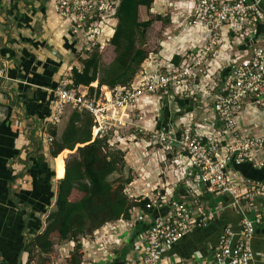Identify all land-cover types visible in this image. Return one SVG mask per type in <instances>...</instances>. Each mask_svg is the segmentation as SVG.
<instances>
[{
    "label": "built area",
    "instance_id": "1",
    "mask_svg": "<svg viewBox=\"0 0 264 264\" xmlns=\"http://www.w3.org/2000/svg\"><path fill=\"white\" fill-rule=\"evenodd\" d=\"M263 4L194 0L177 28L185 24L184 32L194 31L196 40L168 58L162 52L147 57L127 86L102 87L97 95L98 87L90 85L91 94L62 80L51 90L46 125L56 126L72 112L86 114L92 141L108 138L109 147L122 153L134 146L159 180L152 187L140 180L125 186V196L146 201L145 208L82 239V264H264V253L256 257L252 249L264 221V181L237 170L245 164L264 169V42L258 35ZM83 5L54 0L53 10L74 37L92 41L93 24L86 26L91 17L80 13ZM147 105L154 106V115L138 125L135 119ZM222 199L228 201L212 203ZM227 210L238 214L237 230L225 226L204 253L171 254ZM64 246L66 259L74 245Z\"/></svg>",
    "mask_w": 264,
    "mask_h": 264
},
{
    "label": "crops",
    "instance_id": "2",
    "mask_svg": "<svg viewBox=\"0 0 264 264\" xmlns=\"http://www.w3.org/2000/svg\"><path fill=\"white\" fill-rule=\"evenodd\" d=\"M53 2L0 0V69L6 67V79L0 80V264H27L24 246L44 230L46 218L54 210L57 182L63 176V161L60 155L50 157L47 138L50 131L57 138L61 135L65 118L56 126H47L46 120L51 90L62 80L70 82L72 68L80 69L77 55L82 45L71 34L69 23L54 13ZM192 3L187 2L189 8ZM258 35L264 42V26L259 27ZM92 87H98L97 83ZM39 158L43 159L41 171ZM252 176L262 178L263 173ZM48 186L49 194L54 195L49 206ZM224 200L219 204H225ZM236 217L229 210L220 213L203 232H193L177 243L171 254L204 253L216 245L225 226L238 229ZM262 234L264 221L252 243L256 257L264 253ZM200 238L203 243L194 249Z\"/></svg>",
    "mask_w": 264,
    "mask_h": 264
},
{
    "label": "trees",
    "instance_id": "3",
    "mask_svg": "<svg viewBox=\"0 0 264 264\" xmlns=\"http://www.w3.org/2000/svg\"><path fill=\"white\" fill-rule=\"evenodd\" d=\"M152 4L153 0H118L113 15L116 25L108 41L115 53L114 60L100 76L98 46L91 54H87L85 59L77 56L80 69H71V87L89 88L92 94L94 90L90 85L97 83L98 95L102 87L127 86L132 81L148 57L143 49L148 29L154 21L169 22L168 18L163 19L160 16L144 22L139 20V9L150 10ZM174 62H178L177 57L174 58ZM91 125L90 116L72 112L58 138L54 131L49 133L52 139L49 155L51 158L60 155L63 161V176L57 182L54 210L48 214L44 230L40 234H35L24 246V252L28 256L27 264L32 261L35 253L41 259L51 254L56 238L57 242L63 243L61 245L66 243L74 245L65 259V264H82V239L89 238L96 230L108 223L120 219L128 220L134 208H145L146 201H132L124 194L125 186L130 180L123 179L121 174L124 168L123 154L109 147L108 138L92 141ZM68 153L72 154L64 164ZM42 162V158L37 160L39 171L42 169ZM243 169L249 174L246 175ZM237 170L243 172L248 179L264 181V169L256 171L245 164ZM253 173L258 175L263 173V177L259 176L256 179L252 176ZM114 174H118L119 177L110 180ZM49 188L50 186L47 190L48 204L54 196L52 193L49 194ZM74 191L82 193L83 197L72 201L70 198ZM217 202L219 201H212L213 204ZM224 219L226 220L224 223L229 220L228 216ZM236 219L239 221V218ZM202 243V238L196 239L194 249L197 248L196 245ZM125 250L119 260H123ZM39 258L38 264L46 263L45 259Z\"/></svg>",
    "mask_w": 264,
    "mask_h": 264
},
{
    "label": "rangeland",
    "instance_id": "4",
    "mask_svg": "<svg viewBox=\"0 0 264 264\" xmlns=\"http://www.w3.org/2000/svg\"><path fill=\"white\" fill-rule=\"evenodd\" d=\"M84 5L80 9V13L88 12L87 17H91V20H87L86 26H89L88 23L92 22L93 26L91 27V33L93 40H89L88 37H84L83 34L80 35L81 48L78 52V55L81 59H85L87 54H91L95 48L98 46V51L100 54V72L99 75H102L104 71L114 60L115 53L113 47L108 43L114 27L116 25V20L114 19V9L118 4V0H81ZM190 0H153L150 10L141 8L139 10V20L141 22L148 21L150 19L154 20L156 16H160L163 19H169L168 23L162 21H154L151 27L146 33V42L143 46V49L147 52V56H153L155 54L163 53L165 58H168L177 48L184 49L188 41L196 40V35L194 31H185V24L181 28H177L178 24H181L186 18V13L189 10L187 2ZM194 1V0H193ZM191 0V2H193ZM175 21V22H174ZM90 37V36H89ZM173 38V39H172ZM161 45H165L163 48ZM89 47L88 50H86ZM154 106L147 105L141 111V119L138 117L135 119L136 123L139 125L143 121L150 120L153 117ZM160 118L162 113L159 114ZM68 118V116H66ZM67 118L64 119L63 124L66 125ZM126 137L127 134L124 133ZM130 146L129 144L125 147ZM114 149V148H113ZM115 150V149H114ZM122 153V152H121ZM139 151L137 148L126 150L123 152V161L124 168L122 171L123 179H129L130 181H143L147 183L146 186L152 187L155 186L159 180L157 179L156 169L151 168L147 165L148 158L144 160L139 159ZM72 153H68L65 158V162L69 159ZM129 154V156H128ZM150 171V172H149ZM146 172H149L146 176ZM118 174H114L110 180L118 178ZM164 181V179H162ZM83 197L82 193L74 191L71 200L77 201ZM50 203V202H49ZM48 204L47 206H49ZM57 239V238H56ZM54 240V247L51 254L46 256V258H39L35 253L33 255L32 261L33 264H38V258L40 260L45 259V264H65L64 252L69 247H62L61 244ZM60 244V245H59ZM68 245V243H66ZM45 257V256H44ZM37 261V262H34ZM44 263V261H43Z\"/></svg>",
    "mask_w": 264,
    "mask_h": 264
}]
</instances>
